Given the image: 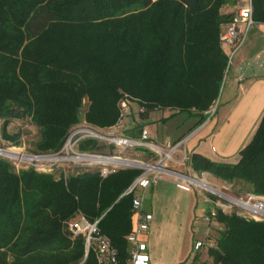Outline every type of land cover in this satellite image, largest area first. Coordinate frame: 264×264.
Here are the masks:
<instances>
[{
    "label": "trees",
    "instance_id": "trees-1",
    "mask_svg": "<svg viewBox=\"0 0 264 264\" xmlns=\"http://www.w3.org/2000/svg\"><path fill=\"white\" fill-rule=\"evenodd\" d=\"M237 1L0 0L2 137L9 139L6 127L12 122H28L39 135L33 154H55L79 125H114L122 96L145 108L142 114L131 107L134 119L172 110L197 117L195 127L201 125L226 70L220 34L233 15L221 9ZM251 2L254 22L264 23V0ZM139 127L127 123L124 133ZM15 136L17 146L21 133ZM78 150L116 151L91 138ZM239 156L230 164L192 154L188 164L264 197V112ZM140 173L124 168L101 178L97 168L39 171L0 156V264L81 262L83 241L70 239L65 230L78 213L100 219L101 233L125 259L132 196L123 193ZM210 221L222 225L214 244L199 240L187 262L206 264L197 261L202 251L212 264H264V221L221 209Z\"/></svg>",
    "mask_w": 264,
    "mask_h": 264
},
{
    "label": "crops",
    "instance_id": "crops-1",
    "mask_svg": "<svg viewBox=\"0 0 264 264\" xmlns=\"http://www.w3.org/2000/svg\"><path fill=\"white\" fill-rule=\"evenodd\" d=\"M245 3L246 0H238L225 5L221 13L233 15ZM231 68L223 113L215 117L216 112L197 127L198 118L190 114L174 124L157 115L161 123L153 130L149 129V141H176L194 130L184 148L187 158L198 154L215 163L236 164L240 150L251 140L264 112V23L254 22L250 27ZM149 117L150 114L147 119ZM134 121L136 119L130 117L127 123L132 127L137 124ZM187 168L193 171L189 164ZM196 191L173 178H164L147 190L151 193L147 211L151 213L152 220L144 241L150 264H185L191 256L197 222L209 211L198 209L197 195L201 194L198 191L196 194ZM202 197L207 203L206 196Z\"/></svg>",
    "mask_w": 264,
    "mask_h": 264
},
{
    "label": "built area",
    "instance_id": "built-area-1",
    "mask_svg": "<svg viewBox=\"0 0 264 264\" xmlns=\"http://www.w3.org/2000/svg\"><path fill=\"white\" fill-rule=\"evenodd\" d=\"M253 23L252 2L251 0H246L245 5L233 14L232 19L222 25L220 48L226 59L225 74L231 67L234 56L244 45ZM132 105H135V111L142 114L145 112L144 107L137 105L129 97L122 96L117 105L119 109L118 118L109 129L111 133L99 131L86 124H82L70 131L59 152L51 155L30 156L32 158H40L33 161L45 162L47 160L57 161L60 159L69 162L68 166L70 167L97 168L101 178H106L118 169L129 168L117 165H130L134 164V162H136V165H139L136 168L142 171L123 193V196H132V229L126 237L127 257L121 260L108 236L101 233L98 226L100 219L90 221L84 214L78 213L65 222V230L70 239L76 240L81 238L83 241V259L77 264H87L89 259H92L93 264H150L147 245L144 241L152 220L151 213L145 209L147 190L152 186H156L164 178H173L178 183L189 187H194L197 185L195 182L202 181L190 173L183 172L181 169L178 171L170 167V164L181 167L188 161L185 152L181 153V151L184 150L187 140L192 136L194 131L179 140L171 141L166 139L160 143L149 141L146 127H141L135 138L126 136L124 129L130 119ZM86 138L98 140L115 148L134 149L145 147L156 154L157 161L145 163L140 160L107 156L93 152H81L78 150L79 143ZM60 154L65 156L60 157ZM177 154H181V156L176 158ZM210 215L203 216L202 221L210 222L214 211H211ZM200 245L199 240H196L193 245V252L198 250ZM185 264H190V262L188 261Z\"/></svg>",
    "mask_w": 264,
    "mask_h": 264
},
{
    "label": "rangeland",
    "instance_id": "rangeland-1",
    "mask_svg": "<svg viewBox=\"0 0 264 264\" xmlns=\"http://www.w3.org/2000/svg\"><path fill=\"white\" fill-rule=\"evenodd\" d=\"M232 68L228 69L223 81L222 85L220 88V93L217 98V100L214 102L213 107L209 111V115L207 117V120H209L216 112L217 114L215 117L219 116L221 113L224 111V98L226 96L227 90L229 88L231 76H232ZM83 111L86 110L87 107V101L84 100L83 102ZM134 109H136L135 105H132ZM214 110V111H213ZM211 113V115H210ZM150 117L149 119H140L137 115V124L140 127H146L147 132H148V137L151 138L150 136V130H153L154 127H157L158 123H161L159 120H157V115L160 117H165L168 118L167 121L170 123H176L178 120H181V118H185L187 116L186 112H172L170 111H152L149 113ZM170 117V118H169ZM196 123V122H195ZM136 124V123H134ZM2 123L0 122V129H1ZM113 126V125H112ZM112 126L103 128L102 130L99 131H104L106 133H111V130H109ZM135 126V125H134ZM139 128H134L132 130H129L125 132L124 134L129 137H137L138 135V130ZM98 130V129H97ZM194 131V130H193ZM6 132L7 135L9 136V139H5L1 135L0 131V150L7 151L9 153H15L23 156H28L29 158L32 159L30 156H43L40 154H33L32 150L34 147L35 142L38 140V130L35 126L29 124L28 122H12L6 127ZM17 132L21 133V137L19 138V143L17 146H15V139L13 137H16L15 134ZM192 133V132H191ZM191 133L187 134L190 135ZM12 138V139H11ZM185 148V147H184ZM115 151V154L113 155H107V156H114V157H122V158H128V159H134V160H140L145 163H154L157 161V156L155 153L149 151L145 147H137L134 149H125V148H115L113 147V151ZM96 153V152H93ZM181 153H184V150L181 151ZM14 154V155H15ZM106 154V153H105ZM136 154V155H135ZM139 154V155H138ZM2 156V155H0ZM65 156L63 154H60V157ZM181 154H177L176 158H179ZM5 157V156H2ZM7 158V157H5ZM34 158V157H33ZM9 159V158H8ZM31 159H26L22 158L21 160H15V159H10L14 161L16 164L20 166H25L26 167H35L36 170L39 171H50L51 169L55 171L56 173L59 172L60 169L63 168H68L70 166L69 162H65L64 160H57V161H45V162H40V161H33ZM188 161L185 162L184 166L181 167H176L172 166L170 164L171 169H176V170H182L185 173H190L193 176H196L199 180L205 181L208 183L212 188L217 190L218 192L229 196L233 199H236L238 201H242L244 203H248L251 206H255L258 204H264V197L261 196H254L253 194H250L248 191L247 186L243 185V183L240 182H232V183H227L224 182L223 180L216 178L214 179L213 175L211 176L210 173H198L194 171H190L187 168ZM124 168V167H123ZM137 169V168H135ZM139 170V169H138ZM141 171V170H140ZM142 172V171H141ZM210 174V175H209ZM193 187V186H191ZM193 188L200 192L201 196L197 195L198 197V209H208L209 211L207 212V215L211 216L208 214L211 211L216 212L218 209H221L225 213H231L234 210L239 214L243 215L249 218H253L255 220H261L264 221V215L261 212H254L248 209H245L238 204H235L233 202H230L227 198H224L221 195H218L205 187H202L200 185H195ZM196 191V194H197ZM202 195L206 196L207 203H205ZM151 193L146 192V197H145V209L148 210L149 206L151 204ZM198 230L194 233V239L203 241L205 243L206 247H209L210 245L214 244L215 237L217 236V232L222 228V225L215 223L214 221L210 222H203L202 220L197 222ZM200 251V250H199ZM198 263H202L206 261V264H212L211 260L207 257L206 253H198ZM208 258V259H207Z\"/></svg>",
    "mask_w": 264,
    "mask_h": 264
},
{
    "label": "bare ground",
    "instance_id": "bare-ground-1",
    "mask_svg": "<svg viewBox=\"0 0 264 264\" xmlns=\"http://www.w3.org/2000/svg\"><path fill=\"white\" fill-rule=\"evenodd\" d=\"M0 153H2V154H5L6 156H10V157H12V156H15L13 153H9V152H7V151H3V152H0ZM28 159H31V158H29L28 157ZM34 159H40L39 157H34V158H32L31 160H34ZM197 185H200V186H202V187H205L206 189H208V190H210V191H212V192H214V193H216V194H218V195H221V196H223L224 198H227V199H231V201H233V203H235V204H238L239 206H241V207H243V208H245V209H248V210H251V211H254V212H261L263 215H264V204H258V205H255V206H251V205H249L248 203H244V202H242V201H238V200H236V199H233V198H229V196H226V195H224V194H222V193H220V192H218L217 190H215L214 188H212L208 183H206L205 181H197V182H195Z\"/></svg>",
    "mask_w": 264,
    "mask_h": 264
},
{
    "label": "water",
    "instance_id": "water-1",
    "mask_svg": "<svg viewBox=\"0 0 264 264\" xmlns=\"http://www.w3.org/2000/svg\"><path fill=\"white\" fill-rule=\"evenodd\" d=\"M4 150H0V152H3ZM0 155H4L6 156L5 154H2L0 153ZM7 158L9 159H15V160H19L21 158H28L27 156H23V155H19V154H15V156H6ZM117 166H121V167H129V168H136V167H139V165H136V162H134V164H130V165H117ZM228 198V197H227ZM230 198V197H229ZM230 202H233L231 201V199H228Z\"/></svg>",
    "mask_w": 264,
    "mask_h": 264
}]
</instances>
